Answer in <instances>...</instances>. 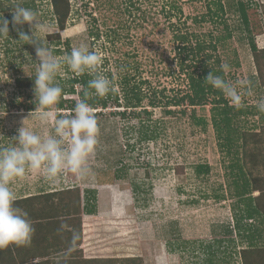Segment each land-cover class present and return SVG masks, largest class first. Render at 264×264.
Here are the masks:
<instances>
[{
	"label": "rangeland",
	"instance_id": "374dc122",
	"mask_svg": "<svg viewBox=\"0 0 264 264\" xmlns=\"http://www.w3.org/2000/svg\"><path fill=\"white\" fill-rule=\"evenodd\" d=\"M67 1L70 12L66 27L59 30L50 0H0V18L9 21L8 37H0V147L14 143L12 138L17 135L22 122L41 136L51 132V125L41 124L35 112L24 106L17 107L19 103L29 105L35 100V94L33 89L17 88L15 78L36 73L39 67L34 46L19 40L16 30L19 28L30 34L29 25L14 27L11 22L17 5L37 14V21L42 26L37 29V35L46 38L57 58L70 54L73 48L81 45L101 53L102 72L113 81V90L102 98L106 101L105 106L91 107L97 118L99 143L88 160L90 175L81 180L66 172L52 182L38 173L28 172L11 185L16 197L70 184H78L82 194L83 188L95 190L97 213L82 215L81 246L72 249L85 259L141 256L144 264H205V244L215 238L226 240L235 236L239 246L246 245L240 238L245 230L239 229L237 235L233 232L243 202L235 195L237 182H242L241 175L237 166L231 164L239 159L245 174L249 175L251 169L253 174L264 175L262 165L253 168L241 162L239 138L240 132L259 130L264 138V113L256 106L257 101L264 98V86L259 84L258 64L247 39L243 38L246 31L235 9L237 0H223L227 7L230 5L227 18L233 37L213 52V58L217 55L221 65L227 63L230 66L228 71L223 70L226 81L233 84L250 81V92L245 90L242 106L247 112L236 113L238 109L229 102L233 108L230 110L233 113L231 125L235 129L230 152L220 145L221 139L212 127V104L194 108L173 106L175 112L172 114L164 113L161 106H148L149 117L143 112L134 116L133 110L123 106L125 78L129 79V85L145 81L141 85L147 97L144 104L152 96V90L157 96L160 90L167 96L181 95L188 90V74L194 67L180 69L179 63L185 53L180 54L175 47L169 20L160 16V9L163 7L167 11V3L171 0H139L140 4L130 6V12L126 14H123L124 5L129 6L130 0H116V9L105 6L104 0ZM242 1L251 4L248 10L250 26L257 46L262 48L264 0ZM178 2L183 12L169 17L170 20L180 26L181 31H193L200 39H207L204 34L211 29L210 23L198 24L186 19V15L192 17L204 13L207 0ZM153 4L155 8H150ZM154 11L158 12L157 25ZM115 17L123 24H117L118 21L112 25ZM112 28L118 31L119 40L109 31ZM53 33H59V42L49 37ZM87 75L88 80L93 78ZM75 76L64 65L55 80L63 89L61 98L74 106L79 102L80 84L73 83L74 93L66 92V89ZM73 109L58 110L57 114L68 115ZM122 111L125 115L120 114ZM192 114L204 117L206 123L197 122ZM144 132L148 138L143 137ZM198 163L208 164L209 171L197 174L194 166ZM116 172L119 177L115 176ZM258 193L254 191L252 195ZM255 221L241 219L240 223L243 226L258 225ZM227 229L232 230V235L229 236ZM258 233V244L264 245V227L259 228ZM223 245L226 246V242ZM226 250L213 256L215 264H232L230 245ZM35 259L40 260L39 257Z\"/></svg>",
	"mask_w": 264,
	"mask_h": 264
},
{
	"label": "trees",
	"instance_id": "16d2710c",
	"mask_svg": "<svg viewBox=\"0 0 264 264\" xmlns=\"http://www.w3.org/2000/svg\"><path fill=\"white\" fill-rule=\"evenodd\" d=\"M116 0H104L105 6H115ZM122 1V0H120ZM184 0H181L183 2ZM129 6L124 5L123 14L130 12L129 7L134 4H140L139 0H130ZM52 5V12L55 16V21L59 30H63L66 27V20L69 15V3L67 0H50ZM168 4V10L162 7L160 16L165 21H168V26L172 27L174 35V41L176 42V48L182 55L180 60V69L184 70V66L194 69L188 74V90L183 94H175L173 96H167L162 91H159L158 96L155 91L152 92V96L147 99V103L144 104L146 93H143L142 84L145 81H139L137 83L128 84L129 79H124V108H130L134 116H139V112L145 113L149 117L150 113L147 111L148 106H161L164 109V113L172 114L175 112V108L180 106L189 105L192 108L195 106H203L205 104H212L211 106V123L215 133L221 139L220 145L227 148L230 152L232 147V139L234 128L231 125L233 119V113L230 112L233 109L229 105V101L223 96V94L214 89L206 80V76L212 72L213 75L223 77V69L221 61L214 55L213 52L217 50V47L224 44L227 40L233 37V29L227 18V11L230 5L227 7L223 0H207V9L204 13L196 14L190 17L186 15V19L190 18L192 23H204L211 24V29H208L204 36L208 38H199L193 31H181L180 26H176L169 17H176L181 14L182 7L178 0H171ZM164 6V4H163ZM251 4L248 1L237 0L235 3V9L238 13L240 21L243 25V29L246 31L243 38L247 39L249 48L253 53L255 62L258 64L259 84L264 86V47L259 48L256 44L254 34L250 26L248 10ZM128 7V8H127ZM114 8V7H113ZM118 8V7H117ZM150 8H155V5H151ZM155 12V11H154ZM165 13V15L163 14ZM120 13L116 14L119 15ZM158 12H155L157 25L159 20ZM179 19V18H178ZM184 19V22L185 20ZM107 20V19H106ZM121 20V19H120ZM119 19H112V25L114 22L122 25V21ZM117 27V26H116ZM113 33V36H117L119 40V33L116 29L109 30ZM49 37L54 38L56 42H59V33H53ZM193 43V45H189ZM59 52V51H56ZM189 60V63H186ZM259 62H262L260 64ZM236 65L238 62L235 63ZM186 71V70H185ZM184 71V72H185ZM35 74L32 73L29 76H22L15 78V86L19 89H34ZM88 75L84 73L80 76H75L70 79L71 86L66 89V92L74 93L75 89L73 83L80 84V90L77 91L79 95V101L85 99L83 89L88 87ZM65 90V89H64ZM89 91H92L89 89ZM110 95V93L108 94ZM211 96V97H209ZM210 98V99H209ZM115 101L117 96L115 95ZM66 100L60 97L58 104L55 106L57 110H68L69 108H75L74 105L66 104ZM86 102L90 107H96L98 104L102 106L106 105V101L102 98L92 95L86 99ZM25 107L26 110L34 111L35 100L29 105L25 106L19 103L17 107ZM136 108H140V111H134ZM246 109L240 107L236 113H246ZM121 115H125V111L120 112ZM59 116V115H58ZM197 122L205 124L204 117H196L191 115ZM144 132L143 137L148 138ZM241 139V159L242 163L246 166L250 164L253 168H257L262 165L264 168V138L262 132L259 131H243L239 133ZM237 151V150H236ZM234 151V152H236ZM239 159L233 162L231 166H237L238 172L241 175L239 179H242L240 184H236L235 195L239 197V201L243 202V210L240 213V217L237 218L236 223L233 226V232L240 234L239 229L245 230L244 234L240 235L241 241H246V245H238L236 237H227L225 239L215 238L212 241L205 244L207 251L205 264H215L213 256L216 253H225L227 246L230 245V251L232 256V264H264V245L258 244L260 234L258 229L264 227V175L258 173H251L249 175L243 172V166L239 163ZM210 167L206 163H198L194 166V170L197 174L207 173ZM116 177L119 174L115 173ZM135 186V185H134ZM254 191H259L257 195H252ZM85 196V197H84ZM85 198V200H84ZM95 190L85 189L82 191L78 184H70L62 186L61 188H55L50 191H40L35 194L26 196H17L14 201L13 207L20 209L22 212L27 213V218L31 221L35 231L33 233L31 243L26 246L9 245L7 248L0 249V264H144L141 256H129L121 258H91L85 259L76 255L73 252V248H77L81 243V219L84 212H95ZM85 201V203H84ZM241 219L255 220L258 225H245L243 226ZM255 221V222H256ZM64 225L62 228L61 225ZM263 226V227H262ZM226 232L232 235V230L227 229ZM73 233L77 234L78 239L75 244L72 245ZM226 242V246L223 245ZM78 256V257H77ZM39 257L37 262H30V258ZM225 259V257L223 258ZM222 264H224L222 262Z\"/></svg>",
	"mask_w": 264,
	"mask_h": 264
},
{
	"label": "clouds",
	"instance_id": "9594fccd",
	"mask_svg": "<svg viewBox=\"0 0 264 264\" xmlns=\"http://www.w3.org/2000/svg\"><path fill=\"white\" fill-rule=\"evenodd\" d=\"M11 22L14 27L29 25L30 34L19 28L16 30L19 40L34 46L38 58L39 67L33 89L35 109L32 112L36 113L41 124L51 125V132L41 136L22 122L17 135L12 138L14 143L0 147V249L9 245H29L35 231L27 213L13 207L17 198L11 187L13 183L23 179L28 172L38 173L52 182L66 172L81 180L90 175L88 160L97 150L99 128L86 99L92 95L104 98L113 90V81L102 72L104 61L101 53L81 45L73 48L70 54L57 58L46 38L41 39L37 35V29L42 26L34 11L17 5ZM8 33L9 21L2 17L0 37H8ZM64 65L76 76L88 73L93 78L89 80L88 87L83 89L85 99L76 104L71 114L58 116L55 106L63 89L55 80ZM229 67L227 63L222 65L224 71H228ZM205 80L237 109L243 106L245 90L250 92V81L247 80L233 84L212 72ZM256 106L258 111L264 113V98L259 99ZM77 239V234L73 233L72 245Z\"/></svg>",
	"mask_w": 264,
	"mask_h": 264
},
{
	"label": "crops",
	"instance_id": "0c3cea01",
	"mask_svg": "<svg viewBox=\"0 0 264 264\" xmlns=\"http://www.w3.org/2000/svg\"><path fill=\"white\" fill-rule=\"evenodd\" d=\"M85 189H86V188H83V191H85ZM29 195H30V194H29ZM95 213H97V212H94V213L84 212V213H83V216L93 215V214H95ZM79 245H80V244H79ZM80 246H81V245H80ZM73 249H74V248H73ZM30 259H34L32 263L37 262V260H38V259H35V257H32V258H30Z\"/></svg>",
	"mask_w": 264,
	"mask_h": 264
}]
</instances>
